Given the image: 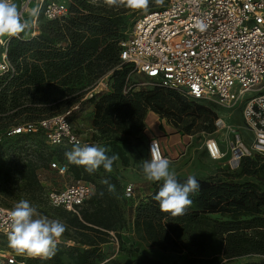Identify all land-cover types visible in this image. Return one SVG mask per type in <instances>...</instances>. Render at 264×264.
<instances>
[{"label": "trees", "instance_id": "16d2710c", "mask_svg": "<svg viewBox=\"0 0 264 264\" xmlns=\"http://www.w3.org/2000/svg\"><path fill=\"white\" fill-rule=\"evenodd\" d=\"M40 28L35 37H14L10 41L9 57L16 72L0 78L3 137L11 138L5 136L6 131L21 123L66 112L108 74L113 83L110 90L98 93L93 125L114 148L107 154L118 152L124 166L128 165V159L121 155V147L116 144L130 146L131 133H122L118 121L131 122L136 132H142L147 114L154 112L181 125L185 134L190 135L197 116L207 114L197 101L172 88L154 86L125 93L133 66L119 58L126 24L121 13L113 8L76 0L67 17L42 19ZM90 100L96 99L93 96ZM32 135L43 136L41 133L17 136ZM51 147L71 151L74 146ZM73 168L77 177L81 170L85 171L83 166ZM187 177L177 175V180L183 183ZM195 178L200 188L190 195L193 203L184 215L176 217L160 210L154 196L162 182H154L151 193L136 206L135 232L161 251L182 255L171 264H229L242 257L261 258L245 264H264V155L244 156L237 169ZM82 209L80 215L70 211L73 216L67 220L69 228L77 234L73 240L80 246L67 250L57 247L51 259H34L31 264H66L65 255L73 264H165L147 255L129 262L106 257L103 246L113 240L111 232L115 231L117 239L122 240L116 227L121 219L111 206Z\"/></svg>", "mask_w": 264, "mask_h": 264}, {"label": "built area", "instance_id": "2783aa9c", "mask_svg": "<svg viewBox=\"0 0 264 264\" xmlns=\"http://www.w3.org/2000/svg\"><path fill=\"white\" fill-rule=\"evenodd\" d=\"M15 2L32 25L20 38L39 35L42 19L61 20L69 15L65 0ZM197 21L207 25L204 31L195 27ZM12 38L6 37L0 44V78L16 72L9 57ZM120 44L122 63H131L133 72L147 79L136 82L129 75L125 93L147 85L159 86L175 89L194 101L238 110L251 135L250 144L236 134L223 151L219 141L210 138L205 143L208 154L222 159L230 152L228 164L232 170L239 167L244 156L264 155V0H165L159 9L141 17L131 36ZM108 88V81L102 78L87 97ZM79 108L77 104L62 114L21 123L8 129L5 136L41 133L51 146H90L70 122V116ZM153 142L166 158L156 138L148 142L149 157ZM50 167L59 173L69 168L67 162L60 161L51 162ZM126 191L133 196V185H127ZM91 195V185L77 180L60 191H50L48 199L53 206L80 215ZM11 210L0 204V237H8ZM27 258L0 245V264H29Z\"/></svg>", "mask_w": 264, "mask_h": 264}, {"label": "rangeland", "instance_id": "374dc122", "mask_svg": "<svg viewBox=\"0 0 264 264\" xmlns=\"http://www.w3.org/2000/svg\"><path fill=\"white\" fill-rule=\"evenodd\" d=\"M65 1L70 7L76 0ZM88 2L97 6L106 5L104 0H88ZM106 6L120 12L123 16L126 24V37L124 40L131 36L134 25L141 17L161 7V5L155 3V0H150L146 12L131 10L123 6ZM129 75L136 82L147 81L144 76L133 72V69L129 71ZM106 76L104 80L108 81L110 90L113 79L110 74ZM146 88L150 89L152 86L147 85ZM88 94L79 102L80 108L72 113L70 122L84 141L90 140L101 146L108 144L110 151H113L114 148L107 138L102 136L100 131L93 125L95 102L99 99L100 94L97 93L94 96L96 100H90L91 98L87 97ZM196 103L203 106L207 110V114L197 116L198 119L194 124L193 133L190 135L185 134L181 125L172 123L169 119L160 117L154 112V114H151L153 119H148V124L151 125L150 129L152 130H148V134L145 133L147 116L144 120L145 129L142 132H136L131 122L118 121L122 127V133L125 131L131 133L128 136L130 146L116 144L121 147V155L128 159V165L124 166L123 161L119 158L113 164L111 172L99 168L89 174L81 170L79 177H77L73 168L74 164L69 163L65 157V152L70 150L51 147L41 135H32L27 138L18 136L5 138L0 132V204L13 208L19 200L27 199L41 215H46L50 219H59L66 225V231L57 247L67 250L69 247L80 246L73 240L77 234L67 224V220L73 216V213H70L66 208L53 206L49 202L48 193L53 190L60 191L68 184L83 180L91 185L92 195L90 201L83 206L82 210L86 208L92 210L93 207L99 205H103V207L111 206L112 210L121 219L116 227L121 233L122 240L117 239L115 231L111 232L113 240L103 246L106 257L129 262L140 255H147L165 264L180 260L182 255L161 251L143 241L133 227L136 206L141 198L151 191L154 183L146 181L142 173L144 160L150 159L146 142L153 138L159 139V136L162 135L164 140L159 139V141L163 146L166 158L171 161L170 169L174 170L177 175H193L204 178L230 169L228 164L230 152L222 159L211 158L205 146L208 139L214 138L219 141L223 151H226L236 134H240L246 143L250 144L251 142V135L244 127L240 111H232L214 102L197 101ZM191 121L189 119V122ZM115 123H117V120L113 125ZM173 134L180 135L181 139H176V137L171 139L170 136ZM63 160H66L69 166L65 173H59L56 169L50 167L51 162H61ZM104 180H108L109 184L114 186V191H109V185L104 184ZM129 184L133 185V196L127 194L126 186ZM67 232L69 234H66ZM0 245L14 251L9 247L8 237H0ZM27 257L29 264L34 259H39L38 257ZM64 261L66 264H73V261L67 255L64 256ZM258 261H261V258L242 257L229 264H245Z\"/></svg>", "mask_w": 264, "mask_h": 264}, {"label": "clouds", "instance_id": "9594fccd", "mask_svg": "<svg viewBox=\"0 0 264 264\" xmlns=\"http://www.w3.org/2000/svg\"><path fill=\"white\" fill-rule=\"evenodd\" d=\"M110 7H126L131 10L147 11L150 0H104ZM157 5H163L164 0H155ZM36 15V11L31 13ZM31 23L26 20L15 0H0V44L5 38H20L22 33L30 30ZM196 28L204 31L207 25L197 21ZM110 149L106 146L75 144L71 151L65 152L67 161L77 166H83L89 174L101 166L107 172L113 170V164L119 159L118 154L109 156ZM150 159H145L142 165L143 177L149 182H162L159 191L154 196L162 212L173 217L184 215L186 209L193 203L191 194L198 192L200 185L193 175H189L183 183L178 182L174 170L170 169L171 161L163 157L155 143L150 148ZM109 191L114 186L108 180ZM103 195V193H101ZM10 231L8 232L9 247L19 255L33 258L51 259L57 251V245L66 231V225L59 219H50L41 215L37 208L27 199L19 200L10 211Z\"/></svg>", "mask_w": 264, "mask_h": 264}, {"label": "crops", "instance_id": "0c3cea01", "mask_svg": "<svg viewBox=\"0 0 264 264\" xmlns=\"http://www.w3.org/2000/svg\"><path fill=\"white\" fill-rule=\"evenodd\" d=\"M151 114H154L153 112H149L148 113V115H147V118H146V120H147V129L145 130V133L146 134H148V130H150V131H152L151 129H150V127H151V125L150 124H148V119H153V117H152V115ZM153 124V123H152ZM80 135V134H79ZM178 136V137H177ZM189 136V135H188ZM80 137H81V135H80ZM171 137V139H172V137H176V139L177 138H180V135H178V134H173L172 136H170ZM82 138V137H81ZM83 139V138H82ZM159 139L161 140V141H163L164 140V138H163V136L162 135H160L159 136ZM181 139V138H180ZM84 140V139H83ZM85 141H87V142H89L90 143V146L91 145H98L96 142H93V141H90V140H85ZM176 141H178V140H176ZM146 144H147V146H148V141L146 142ZM148 150V149H147ZM177 175V174H176ZM152 188H153V186H152ZM151 191H152V189H151ZM151 191L149 192V193H151ZM149 193H147V194H149ZM146 194V195H147ZM145 195V196H146Z\"/></svg>", "mask_w": 264, "mask_h": 264}]
</instances>
